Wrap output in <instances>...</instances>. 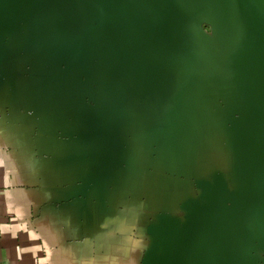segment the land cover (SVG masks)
<instances>
[{"label":"water","instance_id":"95a60500","mask_svg":"<svg viewBox=\"0 0 264 264\" xmlns=\"http://www.w3.org/2000/svg\"><path fill=\"white\" fill-rule=\"evenodd\" d=\"M0 148L71 264H264V0H0Z\"/></svg>","mask_w":264,"mask_h":264},{"label":"crops","instance_id":"0c3cea01","mask_svg":"<svg viewBox=\"0 0 264 264\" xmlns=\"http://www.w3.org/2000/svg\"><path fill=\"white\" fill-rule=\"evenodd\" d=\"M36 188L23 184L0 148V264H71L67 243L33 214L29 190Z\"/></svg>","mask_w":264,"mask_h":264}]
</instances>
